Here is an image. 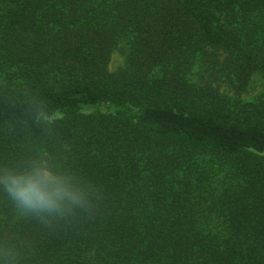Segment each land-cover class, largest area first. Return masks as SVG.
Returning <instances> with one entry per match:
<instances>
[{
    "label": "trees",
    "instance_id": "trees-1",
    "mask_svg": "<svg viewBox=\"0 0 264 264\" xmlns=\"http://www.w3.org/2000/svg\"><path fill=\"white\" fill-rule=\"evenodd\" d=\"M209 49L237 97L191 81ZM254 75L264 0H0V264H264ZM41 163L82 204L8 195L7 174Z\"/></svg>",
    "mask_w": 264,
    "mask_h": 264
},
{
    "label": "clouds",
    "instance_id": "clouds-1",
    "mask_svg": "<svg viewBox=\"0 0 264 264\" xmlns=\"http://www.w3.org/2000/svg\"><path fill=\"white\" fill-rule=\"evenodd\" d=\"M3 186L18 205L35 213H58L64 205L82 204L81 194L72 187L68 178L52 174L41 163L27 174H7Z\"/></svg>",
    "mask_w": 264,
    "mask_h": 264
},
{
    "label": "rangeland",
    "instance_id": "rangeland-1",
    "mask_svg": "<svg viewBox=\"0 0 264 264\" xmlns=\"http://www.w3.org/2000/svg\"><path fill=\"white\" fill-rule=\"evenodd\" d=\"M128 48L121 44L112 53L111 61L109 64V71L117 73L126 65ZM223 60L221 53L215 52L211 49L204 51L196 60L190 79L196 84H209L217 88L221 93L237 97L234 92L227 87V85L220 79L217 72L220 67V62ZM264 82L259 75H254L251 78L247 91L241 96L243 100H251L260 95L263 90ZM108 112L109 108L103 106L100 108L88 107L84 110L85 113L92 112Z\"/></svg>",
    "mask_w": 264,
    "mask_h": 264
}]
</instances>
